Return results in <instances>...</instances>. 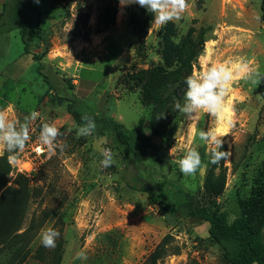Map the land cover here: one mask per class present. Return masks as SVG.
<instances>
[{
  "label": "rangeland",
  "instance_id": "1",
  "mask_svg": "<svg viewBox=\"0 0 264 264\" xmlns=\"http://www.w3.org/2000/svg\"><path fill=\"white\" fill-rule=\"evenodd\" d=\"M99 4L31 0L30 54H23L18 30L8 29L15 0H0V110L21 122L33 110L41 114L31 125L24 151L9 162L12 178L20 173L31 181L24 227L31 218L47 214L41 230L52 227L60 233L50 254L44 247L42 260L32 255L24 264H57L58 256V264H143L166 236L168 250L157 264H227L222 250L209 239L207 223L172 220L163 205H152L139 187L147 182L172 202L180 198L178 188L188 191L202 203L215 202L230 222L249 207L264 212V199L258 198L264 190V98L260 85L245 80L243 68L246 63L264 74L261 0H188L182 19L163 27L152 24V15L138 4L122 7L119 0L115 24L99 34L86 33L95 28ZM180 55L188 65L176 63ZM39 64L44 65L40 73ZM220 64L233 73L223 111L214 117L202 110L193 122L173 109L176 114L169 124L156 129L160 149L154 156H126L113 131L97 123L93 136L77 138V124L65 102H48L42 77L48 76L52 84L61 80L59 95L76 98L81 114L118 121L129 131L150 117L145 98L158 82L156 73L168 76L174 89L172 82L179 77L175 70L181 68L178 100L183 104L185 78ZM42 122L54 123L63 133L62 152L57 149L50 156L39 142ZM210 127L222 136L223 149L231 151L218 165L208 163V149L198 138L199 129ZM97 137L106 138L103 147L115 154L112 167H100ZM190 148L204 149L207 167L183 176L169 163L170 150L179 158ZM4 154L8 156H0ZM209 170L226 177L218 197L205 190ZM41 230L33 249L40 243ZM175 246L178 253L172 252ZM80 250L86 251L87 261L75 259Z\"/></svg>",
  "mask_w": 264,
  "mask_h": 264
},
{
  "label": "trees",
  "instance_id": "2",
  "mask_svg": "<svg viewBox=\"0 0 264 264\" xmlns=\"http://www.w3.org/2000/svg\"><path fill=\"white\" fill-rule=\"evenodd\" d=\"M98 2L100 4L98 5L95 28L91 31L87 30L86 33L99 34L115 24L116 14L119 11V0H98ZM260 11L261 21L264 23V0H261ZM32 14L31 0H15L8 29L9 31L18 30L24 46L23 54H30L27 49V36L31 30ZM88 18L89 14H86V22ZM78 36L79 32L74 34L70 40ZM181 55L177 57L176 63L180 66L188 65L185 56ZM33 60L38 61L39 58L33 55ZM43 67L44 65L39 64L37 71L40 73ZM175 73L179 77L175 76L176 79L172 82L174 89L169 84L168 76H163L162 72L156 73L158 82L153 85L154 89L151 92H147L145 98V103L151 111L150 117L140 119L129 131L118 121L90 114L86 115L91 116L95 123L113 131L116 141L123 147L126 156L135 152L142 156H154L158 154L160 149V143L155 140L159 138L156 129L165 127L176 114L173 109L174 102L179 99L178 92L182 88L181 68L175 70ZM42 77L48 86V102L52 105H62L65 102L67 113L77 125H80L82 123L81 116L85 114L78 111L76 98L67 99L59 95L61 80L57 79L52 84L48 80V76L42 74ZM260 93L264 98V83L260 84ZM157 123H159L158 126H156ZM199 152L205 161L204 149L202 148ZM12 171L7 154L0 156V264H24L32 255L42 260L44 246L39 243L33 249V244L48 215L45 214L41 219L33 217L24 227L31 198V181L20 173L12 178ZM225 181L226 177L223 173L216 174L214 170H209L204 185L206 192L213 197H218L224 190ZM139 190L147 193L152 205H163V210L174 221L196 219L207 223L209 239L222 250L223 259L227 264H264V212H253L249 207L241 211L230 222L227 212L219 209L215 202L202 203L195 194L180 188L177 189L180 198L175 202H172L166 195L159 193L155 187L147 182H144ZM258 198L260 201L264 199V190L258 194ZM169 239L170 236H166L143 264H157V261L168 250ZM171 249H173V251L171 250L173 253L179 251L176 246ZM50 251L51 249L47 254H50ZM57 260L58 264L61 260L60 256Z\"/></svg>",
  "mask_w": 264,
  "mask_h": 264
},
{
  "label": "clouds",
  "instance_id": "3",
  "mask_svg": "<svg viewBox=\"0 0 264 264\" xmlns=\"http://www.w3.org/2000/svg\"><path fill=\"white\" fill-rule=\"evenodd\" d=\"M130 4H138L146 9L153 17L152 24L154 23L160 27L167 25L169 22L180 21L189 7L188 0H120L122 7ZM255 19L260 21V16H255ZM176 42L179 43V41ZM243 68L246 70L244 78L252 86L258 87L261 83H264V74L249 69L246 63ZM232 79L231 69L223 64L211 65L206 72L187 76L185 78L187 87L183 94L184 102L181 104L179 100L175 101L174 110L186 115L193 122L199 118L202 110L211 116H218L223 111V98ZM40 116V112L33 110L21 122L20 120L10 119L6 111L0 110V153H8L10 163L17 159L20 152L24 151L31 139V125ZM81 121L82 123L76 127L77 138L93 136L97 127L95 120L85 114L81 116ZM62 135L63 133L54 123L42 122L38 140L46 147L48 154L52 156L56 155L57 149L62 152L66 147L65 144L59 142ZM198 138L208 149V163L218 165L230 158V149H223L222 136L214 128L199 129ZM96 143L97 150L102 157L99 160L100 167L105 169L112 167L116 163L115 154L110 148L103 147L107 143L106 138L97 137ZM170 156L172 159L169 163L175 165L183 176H193L207 167L196 148H190L179 158L173 157L171 149ZM59 236L60 233L55 228L42 229L39 234L40 243L45 248L53 249L56 247ZM75 259L87 261L88 255L86 251L80 250L76 253Z\"/></svg>",
  "mask_w": 264,
  "mask_h": 264
}]
</instances>
